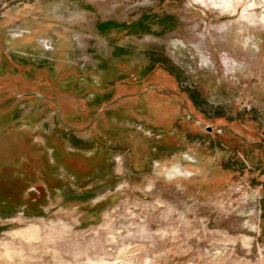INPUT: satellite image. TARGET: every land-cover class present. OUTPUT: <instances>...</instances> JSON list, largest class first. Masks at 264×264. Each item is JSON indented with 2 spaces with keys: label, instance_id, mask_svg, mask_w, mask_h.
Segmentation results:
<instances>
[{
  "label": "rangeland",
  "instance_id": "rangeland-1",
  "mask_svg": "<svg viewBox=\"0 0 264 264\" xmlns=\"http://www.w3.org/2000/svg\"><path fill=\"white\" fill-rule=\"evenodd\" d=\"M3 57L40 67L0 87L44 89L16 119L0 96V264H264V0H0ZM55 117L84 138L114 126L113 175L70 140L81 176L16 204L18 158L37 165Z\"/></svg>",
  "mask_w": 264,
  "mask_h": 264
},
{
  "label": "flooded vegetation",
  "instance_id": "flooded-vegetation-1",
  "mask_svg": "<svg viewBox=\"0 0 264 264\" xmlns=\"http://www.w3.org/2000/svg\"><path fill=\"white\" fill-rule=\"evenodd\" d=\"M8 61V60H7ZM3 57V59H0V75L1 76H7L5 79L9 78L10 84L13 83L10 87L15 88V80L17 81V77L21 76L23 77L22 80L31 82L32 74L38 69L39 67H34L29 65V69L24 68L26 64H24L22 61L20 64L15 63L12 65L10 68L9 65L7 66L6 64L8 63ZM27 66V65H26ZM54 80V81H52ZM52 80L49 81V84L53 85L56 88V92L59 93V95H64V94H70L74 97H82L84 98L85 95L80 91L82 90L78 86L74 85V87H70L71 85V77H61L57 79L56 77H53ZM9 81V80H8ZM21 81V80H20ZM44 85V84H43ZM112 85V84H111ZM6 86V85H4ZM76 86V87H75ZM44 86H42L40 89H37L36 91L30 90V91H12L9 88H2L0 87V96H3V93L8 96V98H11L10 101L13 102V107L14 109H11L10 112L13 119H16L18 115V109L20 100L24 99V103H28L30 101H36L38 99V96L42 93V90ZM43 88V89H42ZM40 93V94H39ZM111 94L109 92L105 93L103 95L102 99H97L95 97L93 100H91L90 104H87L86 109L89 110V112L92 114L94 112H98V109L101 107V104L103 102H108L111 99ZM29 98V99H28ZM27 100V101H25ZM9 101V100H8ZM9 101V102H10ZM7 102V101H6ZM92 104V105H91ZM3 112V111H2ZM2 112H0V122L3 120L5 115H1ZM9 113L7 115H9ZM93 116V114H92ZM129 116V115H128ZM76 123L81 120V117L79 115L76 116ZM72 119H65L66 122L71 121L75 122V120ZM55 125L51 132L49 133H44V144L36 147L41 151V154L39 155V158L37 160V165L35 164L34 168H31L30 163L33 160H29L26 157L23 158V156H20L18 158V162H21V166L17 169L16 171V176H15V185H18L17 187H22L23 189L30 187L33 183L38 179H42L45 182L52 183V184H58L61 178L59 177V172L62 170V167L65 168L67 171L68 169L74 171L76 173V176L79 177L81 176L82 171H78L72 163L68 161V156L71 154V152H67L65 148V144L70 142V140L76 142L78 145H80V150L84 147H89L92 148L93 152L92 154H96L99 148H103L105 150V154L102 155L101 160H103V163L105 161V165L102 166L101 170L102 173H112L110 171V163L109 165L107 164L108 159H110L111 162H113V158H111V153L109 151L110 148L113 147H118L121 145V143L116 140L117 138V131L114 126L108 125L107 122H102V125H100V121H96V131L93 132L89 137L84 138V137H79L76 134L73 133V131H68L66 130V126H60L58 120L55 117ZM73 122V123H74ZM69 123V122H68ZM107 124V126H106ZM116 136V137H115ZM72 141L70 143H72ZM93 145L95 148H93ZM35 146V145H34ZM77 149V148H76ZM49 151V152H48ZM79 151V150H78ZM99 161V160H98ZM100 162V161H99ZM101 163V162H100ZM99 164V163H97ZM96 164V166H97ZM36 167H37V172H36ZM38 176H37V175ZM115 179V177H113ZM16 191L15 194L17 195V198L15 199V203L20 202L21 196L23 194V190ZM0 201L2 202H10L14 201L11 199L3 198L2 194L0 193Z\"/></svg>",
  "mask_w": 264,
  "mask_h": 264
},
{
  "label": "trees",
  "instance_id": "trees-1",
  "mask_svg": "<svg viewBox=\"0 0 264 264\" xmlns=\"http://www.w3.org/2000/svg\"><path fill=\"white\" fill-rule=\"evenodd\" d=\"M68 171L69 172H71V173H73V176H75V178H77V176H76V173L74 172V171H72V170H70V169H68ZM21 202H17L16 204H20ZM10 204V203H9Z\"/></svg>",
  "mask_w": 264,
  "mask_h": 264
},
{
  "label": "water",
  "instance_id": "water-1",
  "mask_svg": "<svg viewBox=\"0 0 264 264\" xmlns=\"http://www.w3.org/2000/svg\"><path fill=\"white\" fill-rule=\"evenodd\" d=\"M206 130H210V127H206Z\"/></svg>",
  "mask_w": 264,
  "mask_h": 264
}]
</instances>
